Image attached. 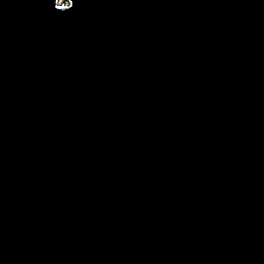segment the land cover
<instances>
[{
  "label": "water",
  "instance_id": "obj_1",
  "mask_svg": "<svg viewBox=\"0 0 264 264\" xmlns=\"http://www.w3.org/2000/svg\"><path fill=\"white\" fill-rule=\"evenodd\" d=\"M0 0V264H264V0Z\"/></svg>",
  "mask_w": 264,
  "mask_h": 264
},
{
  "label": "rangeland",
  "instance_id": "obj_2",
  "mask_svg": "<svg viewBox=\"0 0 264 264\" xmlns=\"http://www.w3.org/2000/svg\"><path fill=\"white\" fill-rule=\"evenodd\" d=\"M58 2H59V4H63L64 5V4H66L67 1L66 0H58Z\"/></svg>",
  "mask_w": 264,
  "mask_h": 264
}]
</instances>
